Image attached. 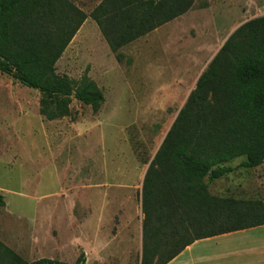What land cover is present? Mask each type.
Listing matches in <instances>:
<instances>
[{"label": "rangeland", "instance_id": "1", "mask_svg": "<svg viewBox=\"0 0 264 264\" xmlns=\"http://www.w3.org/2000/svg\"><path fill=\"white\" fill-rule=\"evenodd\" d=\"M71 1L88 17L56 74H88L105 101L94 112L74 99L70 116L49 120L42 93L0 71V241L28 263L141 264L148 166L200 75L239 26L264 15V0H195L123 46L121 61L89 16L102 0ZM205 182L211 196L264 204V164ZM255 235L210 238L173 264H245Z\"/></svg>", "mask_w": 264, "mask_h": 264}, {"label": "trees", "instance_id": "2", "mask_svg": "<svg viewBox=\"0 0 264 264\" xmlns=\"http://www.w3.org/2000/svg\"><path fill=\"white\" fill-rule=\"evenodd\" d=\"M194 1L102 0L89 16L121 61L123 46L184 14ZM87 17L71 0H0V71L42 93L40 112L49 120L70 116L74 99L94 112L105 101L88 74L78 80L56 74ZM241 157L238 165L228 164ZM262 164L264 15L239 26L214 56L148 166L141 264H168L197 240L264 225L262 200L214 197L205 182ZM0 264L69 263H28L0 241Z\"/></svg>", "mask_w": 264, "mask_h": 264}, {"label": "crops", "instance_id": "3", "mask_svg": "<svg viewBox=\"0 0 264 264\" xmlns=\"http://www.w3.org/2000/svg\"><path fill=\"white\" fill-rule=\"evenodd\" d=\"M254 232L256 237H251L249 240L251 243H258V247L256 246H252L253 248L248 249V259L245 262V264H264V225L261 226H257V227H253V228H249V229H244V230H240V231H235V232H231V233H249V232ZM229 234V233H227ZM224 235V234H222ZM220 236V235H218ZM217 237V236H214ZM214 237H209V238H205V239H201V240H197L196 242H194L192 245L188 246L183 252H181L177 257H175L171 262H169L168 264H173L175 263L178 259H181L184 255H187L189 253V255H192V250L201 242L210 240V238H214ZM257 238V240H255ZM250 253V254H249ZM250 258V260H249ZM196 259L195 260H188L185 259L182 264H196Z\"/></svg>", "mask_w": 264, "mask_h": 264}]
</instances>
